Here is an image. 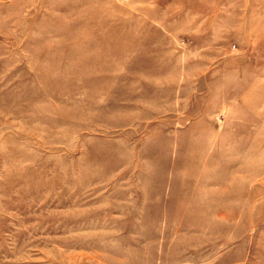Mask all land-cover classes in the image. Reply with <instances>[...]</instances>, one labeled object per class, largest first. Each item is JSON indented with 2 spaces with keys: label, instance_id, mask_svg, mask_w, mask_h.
Returning a JSON list of instances; mask_svg holds the SVG:
<instances>
[{
  "label": "rangeland",
  "instance_id": "1",
  "mask_svg": "<svg viewBox=\"0 0 264 264\" xmlns=\"http://www.w3.org/2000/svg\"><path fill=\"white\" fill-rule=\"evenodd\" d=\"M0 264H264V0H0Z\"/></svg>",
  "mask_w": 264,
  "mask_h": 264
},
{
  "label": "bare ground",
  "instance_id": "2",
  "mask_svg": "<svg viewBox=\"0 0 264 264\" xmlns=\"http://www.w3.org/2000/svg\"><path fill=\"white\" fill-rule=\"evenodd\" d=\"M85 17V16H84ZM115 29V28H114ZM116 31V33H117V30H115ZM124 33V32H123ZM125 34V33H124ZM88 52H89V50H88ZM254 149H256L257 148V146L255 147H253ZM207 179L209 180L210 178L209 177H207ZM239 227H241V229H243V227H244V222H241V224H240V226Z\"/></svg>",
  "mask_w": 264,
  "mask_h": 264
}]
</instances>
